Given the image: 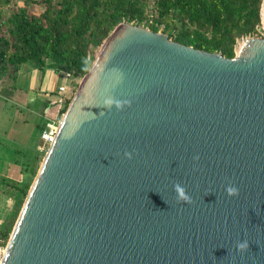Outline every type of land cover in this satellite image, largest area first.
<instances>
[{"label": "water", "instance_id": "water-1", "mask_svg": "<svg viewBox=\"0 0 264 264\" xmlns=\"http://www.w3.org/2000/svg\"><path fill=\"white\" fill-rule=\"evenodd\" d=\"M263 9L262 37L242 39L230 59L117 25L58 124L0 264H264Z\"/></svg>", "mask_w": 264, "mask_h": 264}, {"label": "trees", "instance_id": "trees-1", "mask_svg": "<svg viewBox=\"0 0 264 264\" xmlns=\"http://www.w3.org/2000/svg\"><path fill=\"white\" fill-rule=\"evenodd\" d=\"M262 4L263 0H25L19 5L18 0H0V82H16L25 64L40 71L50 66L80 80L103 41L123 22L230 59L242 39L262 37ZM69 102L64 100L61 114ZM39 154L20 164V180L2 176L7 179L0 230L4 244L36 175Z\"/></svg>", "mask_w": 264, "mask_h": 264}, {"label": "crops", "instance_id": "crops-1", "mask_svg": "<svg viewBox=\"0 0 264 264\" xmlns=\"http://www.w3.org/2000/svg\"><path fill=\"white\" fill-rule=\"evenodd\" d=\"M57 73L64 72L55 71L50 66L40 71L33 64H25L21 66L16 82L11 83L9 80L0 82V166H5L0 169V173H3L1 176L13 180L21 178V176L17 178L18 175L14 173L21 171L20 164L24 160L15 159L13 156L18 154V157H22L27 152L24 148L30 143V132L36 118V112L31 108L32 104L42 100L45 105L51 104L53 107L59 98H65L68 94L65 73L59 80ZM73 80L74 78L71 79L70 88ZM57 82L61 83L59 88L65 87V91L60 92L58 88L59 93L54 92ZM49 121L51 120L46 119V123ZM9 171L14 173L11 174Z\"/></svg>", "mask_w": 264, "mask_h": 264}, {"label": "rangeland", "instance_id": "rangeland-1", "mask_svg": "<svg viewBox=\"0 0 264 264\" xmlns=\"http://www.w3.org/2000/svg\"><path fill=\"white\" fill-rule=\"evenodd\" d=\"M19 5H22V4H19ZM36 12L37 13L39 12V8L36 10ZM254 38H260V37H254ZM240 43L241 42H239L238 45H237V47H236V52H237V50H238V48L240 46ZM57 77H58V80H59V78L64 77V73H61V74L57 73ZM65 80H66L65 87L67 88V92H68V94L65 95V99L66 100L67 99L68 100L69 99L71 100L72 97H73V95H74V93H75V91H76V89H77V87H78V85H79V82H80L81 79L79 80L77 78H74L73 84H72V87L71 88H70L71 78L65 77ZM60 84L61 83H59V82L56 83V85L54 87L55 88L54 89L55 90L54 92L59 93L58 92V88H59V85ZM63 99H64V97H63ZM56 105H54L53 107L51 106V104H46L45 105L42 102V100H39V101L34 102L32 104L31 108H32V110H34L36 112L35 113L36 114V118H35V120H33V124H32L33 125V129L30 132V136H31L30 143H28V145H26L25 148H24L27 152H25V155L24 156L22 155V157H18V154H16V155L13 156V158H15V159H20L21 158V160L27 161L31 157H34L35 154L40 153L39 156H38V158H37L36 171H38L39 166H40V164L42 162V159L44 157V154L46 152V151L45 152L44 151L43 152H39L38 151V148L36 149V145L38 144V147H39L40 144H41V142H40L41 141V139H40L41 133L44 130H47V127H46V119H49V120H55V119H57V121L60 122L61 119H62V116H63V114H61V110L63 109V106H60V105L56 106ZM4 167L5 166H2L1 165L0 166V169H3ZM9 173H11V171H9ZM12 173H14V172H12ZM2 174L3 173H0V194H2V190L5 187V183L7 181V179H6V181L5 180H2V176H1ZM7 174H8V172L6 173V175ZM14 174H17L18 175L17 178H19L20 176L22 177V174L19 171H18V173L15 172ZM9 176H10V174H9ZM32 181L33 180H31L30 183H32ZM2 196H4L5 198H3ZM6 201H7V196L5 194H2L0 196V230H2V226H3L2 220H1V216H2V214L4 212V205H5L4 202L6 203Z\"/></svg>", "mask_w": 264, "mask_h": 264}, {"label": "built area", "instance_id": "built-area-1", "mask_svg": "<svg viewBox=\"0 0 264 264\" xmlns=\"http://www.w3.org/2000/svg\"><path fill=\"white\" fill-rule=\"evenodd\" d=\"M24 1L25 0H18V3L23 4ZM65 77L73 79V77L69 73H65ZM59 91L60 92L65 91V87H60ZM64 100H65V98L63 99V97L59 98L57 101V104L64 107ZM59 123L60 122L57 121V119L51 120V121L46 123L47 130H44L40 135L41 144L38 147L39 152L47 151L49 145L51 144V142L53 141V139L56 135L57 127H58ZM5 246H6V244L2 243V240L0 238V261L2 260L4 251H5Z\"/></svg>", "mask_w": 264, "mask_h": 264}, {"label": "clouds", "instance_id": "clouds-1", "mask_svg": "<svg viewBox=\"0 0 264 264\" xmlns=\"http://www.w3.org/2000/svg\"><path fill=\"white\" fill-rule=\"evenodd\" d=\"M126 155L129 157V159L131 158L130 154L126 153ZM174 191L178 194V197H177L178 200H183L189 204L192 203L191 198L185 194L186 190L181 184H179V183L174 184ZM226 191H227L229 196L239 195V190L234 186L227 187ZM237 247L244 249L246 247V244H238Z\"/></svg>", "mask_w": 264, "mask_h": 264}, {"label": "bare ground", "instance_id": "bare-ground-1", "mask_svg": "<svg viewBox=\"0 0 264 264\" xmlns=\"http://www.w3.org/2000/svg\"><path fill=\"white\" fill-rule=\"evenodd\" d=\"M262 13L264 14V9H263V12Z\"/></svg>", "mask_w": 264, "mask_h": 264}]
</instances>
